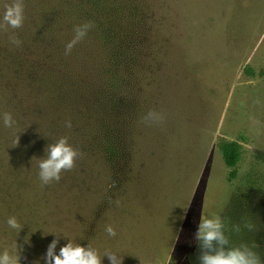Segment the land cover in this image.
Instances as JSON below:
<instances>
[{"label": "rangeland", "instance_id": "rangeland-1", "mask_svg": "<svg viewBox=\"0 0 264 264\" xmlns=\"http://www.w3.org/2000/svg\"><path fill=\"white\" fill-rule=\"evenodd\" d=\"M12 2L0 0V23ZM23 3V26L0 28V253L46 264L55 232L57 253L66 236L102 264L106 250L122 264H199L194 234L211 215L246 242L227 220L240 190L264 189V0ZM150 110L164 120L145 124ZM62 136L81 156L42 184L38 160ZM222 140L241 144L235 179Z\"/></svg>", "mask_w": 264, "mask_h": 264}, {"label": "clouds", "instance_id": "clouds-1", "mask_svg": "<svg viewBox=\"0 0 264 264\" xmlns=\"http://www.w3.org/2000/svg\"><path fill=\"white\" fill-rule=\"evenodd\" d=\"M2 21L0 28L5 30L9 27L12 29L21 28L24 23L23 0H13L10 5H6ZM92 27L90 22L74 26L72 39L65 45V55L71 54L73 48L84 39ZM10 39L16 46L21 43L15 36ZM2 120L3 125L7 128H12L15 124L10 113H4ZM163 120V113L155 110H150L143 117L145 124H159ZM65 126L71 128V121H66ZM68 139L67 136H62L54 143L48 144L45 149L46 156L38 160L39 178L42 184L46 185L52 181L59 182L61 174L72 170L77 158L81 156V153L68 142ZM18 143L19 137L15 146ZM7 224L11 229H16L18 232L22 229L14 216L8 218ZM244 227L251 231L254 226L246 222ZM232 230L239 233L241 227L234 225ZM105 231L110 237L117 235L111 224L106 226ZM49 233H54L56 238L48 245L43 257L46 264H102V257L97 249L89 244L85 247L79 243H74L72 239L64 235L68 242L61 246L59 253H57L56 249L61 235L55 232H44L45 235ZM194 235L200 250L197 257L199 264H264L257 252L247 244L233 245L230 242L229 236L226 234V224L219 215L200 217L198 230ZM19 249L21 250L22 246H19ZM104 256L108 257L110 264H122L123 258L117 252L106 250ZM0 264H20V254L13 256L6 250L0 253ZM36 264L39 262L37 261Z\"/></svg>", "mask_w": 264, "mask_h": 264}, {"label": "trees", "instance_id": "trees-1", "mask_svg": "<svg viewBox=\"0 0 264 264\" xmlns=\"http://www.w3.org/2000/svg\"><path fill=\"white\" fill-rule=\"evenodd\" d=\"M69 2L70 0H63L61 6ZM241 149V144L237 141L222 140L219 143V151L224 164L229 168L230 179L237 177V164L241 158ZM233 202V210L228 212L230 219L227 223L244 227L247 222L254 226L250 233L247 232V241L239 242L238 245L247 244L264 261V189L261 186L243 188L234 197Z\"/></svg>", "mask_w": 264, "mask_h": 264}]
</instances>
